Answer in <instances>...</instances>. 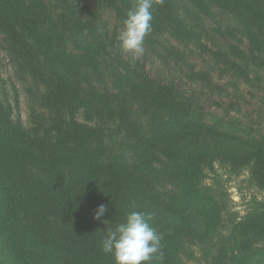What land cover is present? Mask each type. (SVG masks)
<instances>
[{
  "label": "trees",
  "instance_id": "16d2710c",
  "mask_svg": "<svg viewBox=\"0 0 264 264\" xmlns=\"http://www.w3.org/2000/svg\"><path fill=\"white\" fill-rule=\"evenodd\" d=\"M103 1L122 22L135 3ZM75 6L0 0V25L15 29L38 61L49 110L43 134L31 136L0 93V264H115L102 241L132 211L150 214L161 236L146 264H177L183 237L207 238L218 224L203 182L217 157L251 163L264 188V134L252 143L230 125L235 135L219 129L221 121L207 123L189 98L126 65L115 35L97 31ZM216 13L227 16L222 26L235 40L223 55L230 68L245 76L251 66L264 69V0L154 2L145 39L168 32L183 44L170 53L183 59L198 36L197 16ZM102 204L104 225L93 219ZM232 237L234 260L264 264V247L253 245L264 239V201L233 225Z\"/></svg>",
  "mask_w": 264,
  "mask_h": 264
},
{
  "label": "rangeland",
  "instance_id": "374dc122",
  "mask_svg": "<svg viewBox=\"0 0 264 264\" xmlns=\"http://www.w3.org/2000/svg\"><path fill=\"white\" fill-rule=\"evenodd\" d=\"M71 1L80 16L94 22L97 31L115 35L114 43L118 44L126 65L146 72L154 80L172 86L180 96L189 98L194 111L207 123L221 121L219 129L235 135L230 128L233 127L252 143L264 134V69L251 66L245 76L226 63L223 55L228 51L227 45L235 40L222 26L229 22L225 14L216 13L212 18L197 16L196 41L189 43L190 50L185 49L183 59H175L171 48L179 50L183 44L168 32L159 35L154 43L144 38L140 54L125 51L119 42L123 22L114 8L103 0ZM16 37L20 38L15 29L0 25L1 99L10 106L11 117L27 134L42 135L49 118L44 102L46 88L35 72L38 61L28 59L25 47H21L22 42ZM240 47L243 49L245 45ZM86 115L82 113L79 117L84 120ZM205 173L203 182L217 202L218 224L207 238L183 237L176 253L177 264H239L233 259L236 244L232 228L255 201H264V188L256 180L251 163L217 157L211 170ZM255 243L264 247V239Z\"/></svg>",
  "mask_w": 264,
  "mask_h": 264
},
{
  "label": "clouds",
  "instance_id": "9594fccd",
  "mask_svg": "<svg viewBox=\"0 0 264 264\" xmlns=\"http://www.w3.org/2000/svg\"><path fill=\"white\" fill-rule=\"evenodd\" d=\"M159 4L163 0H135L126 14L123 28L119 36L123 50L140 54L143 52V42L151 31L153 3ZM108 211L105 205H99L93 215L94 220L103 225L107 219L101 217ZM150 214L143 211H132L124 221L115 228H109L102 241V251L111 253L115 264H146L158 253L161 236L149 223Z\"/></svg>",
  "mask_w": 264,
  "mask_h": 264
}]
</instances>
